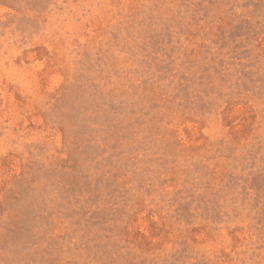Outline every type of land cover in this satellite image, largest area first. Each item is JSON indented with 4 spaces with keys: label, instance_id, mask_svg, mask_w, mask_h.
<instances>
[{
    "label": "rangeland",
    "instance_id": "374dc122",
    "mask_svg": "<svg viewBox=\"0 0 264 264\" xmlns=\"http://www.w3.org/2000/svg\"><path fill=\"white\" fill-rule=\"evenodd\" d=\"M0 264H264V0H0Z\"/></svg>",
    "mask_w": 264,
    "mask_h": 264
}]
</instances>
